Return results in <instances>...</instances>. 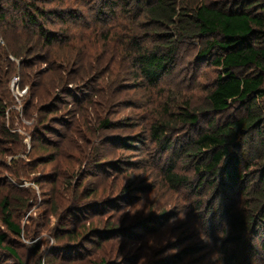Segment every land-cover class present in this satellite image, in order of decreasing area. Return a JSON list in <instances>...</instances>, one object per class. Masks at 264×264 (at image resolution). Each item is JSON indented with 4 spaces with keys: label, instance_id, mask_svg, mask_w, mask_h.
<instances>
[{
    "label": "rangeland",
    "instance_id": "rangeland-1",
    "mask_svg": "<svg viewBox=\"0 0 264 264\" xmlns=\"http://www.w3.org/2000/svg\"><path fill=\"white\" fill-rule=\"evenodd\" d=\"M107 1L0 0V232L19 255L0 246V264H264V114L232 159L199 170L193 140L247 106L201 112L216 67L196 41L152 84L133 47L161 32L146 1ZM186 102L198 121L156 133Z\"/></svg>",
    "mask_w": 264,
    "mask_h": 264
},
{
    "label": "trees",
    "instance_id": "trees-1",
    "mask_svg": "<svg viewBox=\"0 0 264 264\" xmlns=\"http://www.w3.org/2000/svg\"><path fill=\"white\" fill-rule=\"evenodd\" d=\"M118 1L120 2H115L122 3L127 10L135 0ZM136 1L141 4L142 0ZM145 1L146 5H141L143 19H146L148 26L161 32L156 34L154 39L149 38L150 41L148 40L149 43L145 46L136 42L133 46L141 75L152 84H156L175 64L181 45L196 41L194 44L198 46V57L211 60L216 67V76L205 96V105L201 112L219 114L236 102H242L247 106L246 115L229 123L211 124L202 129L193 140L194 150L206 155V160L199 170H217L220 165L233 158L230 149L237 145L235 143L241 135L258 130L264 114L257 102L258 99L264 98V5L259 6V9L255 7L261 4L262 0ZM35 10L40 15L43 14L38 7H35ZM114 13L120 14L117 11ZM25 14L32 23H38L30 14ZM5 16V11H2L0 18L3 19ZM44 36L47 37L45 43H50L54 38L49 34ZM36 42L41 43L39 38ZM25 50L26 45L23 44L20 52ZM2 73L0 69V74ZM1 88L3 89L2 86ZM186 104L188 105L177 113L168 111L170 119L163 125L155 123V132L159 133L161 126L167 127L172 121L197 122L199 113L196 110L189 111L191 107L188 102ZM2 108L3 105L0 103V112H3ZM234 159L235 166H238L240 159ZM262 172L264 173V168ZM233 176L234 179L240 177L236 169L233 170ZM260 195L264 196V191ZM1 206L3 223L12 233L20 235L22 227L14 221L7 197L2 200ZM241 220L245 221V218ZM102 235L101 233L100 236ZM7 237L6 232H0V246L18 257L17 252L5 243ZM50 260H54L53 264L56 259ZM45 264L51 263L48 261ZM95 264L105 263L102 261Z\"/></svg>",
    "mask_w": 264,
    "mask_h": 264
}]
</instances>
